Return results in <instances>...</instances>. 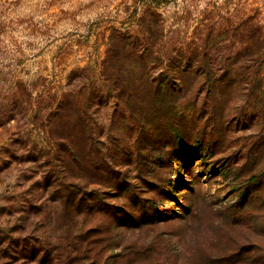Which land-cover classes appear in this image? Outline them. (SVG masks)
<instances>
[{
    "label": "rangeland",
    "instance_id": "374dc122",
    "mask_svg": "<svg viewBox=\"0 0 264 264\" xmlns=\"http://www.w3.org/2000/svg\"><path fill=\"white\" fill-rule=\"evenodd\" d=\"M245 19L264 31V0H0V115L23 102L0 118V227H33L4 240L44 217L59 264H264V121L251 86L202 74L230 71Z\"/></svg>",
    "mask_w": 264,
    "mask_h": 264
},
{
    "label": "trees",
    "instance_id": "16d2710c",
    "mask_svg": "<svg viewBox=\"0 0 264 264\" xmlns=\"http://www.w3.org/2000/svg\"><path fill=\"white\" fill-rule=\"evenodd\" d=\"M149 17H151V19L149 20V22H147V24H145L144 29L142 28L141 32L139 31L135 34V44L132 45L133 41L130 44L135 53H137L141 57L151 54L152 41L155 40V35L158 30H160V27L157 24V15H155L154 13H150ZM237 30V35L239 37V46L237 48L236 58H234L235 62H230L227 65V70L230 71L225 70L222 74H220V76L217 75L216 78H214V74H211L213 72H210V70L207 69L209 65L204 62V68H206L207 66L208 67L202 72V74L204 75L203 82L211 83L213 85L217 83L219 86L230 85L233 82L237 83L238 85L251 86V88L247 90V93L244 95V97L245 99L250 100L253 103L252 108L255 110L256 115H258L259 118L264 121V31L261 25L249 19H245L244 21H242L237 27ZM138 34H140L141 36H138ZM117 38H120V40L131 39L129 34L122 33L121 35L117 36ZM212 40L214 39L210 38V36L206 37L204 40H201L200 45L189 54H196L197 56L202 54V56L205 57L204 47L207 46L211 51L212 47L208 45ZM138 44L141 47L140 49H137ZM108 49H110V47ZM110 50H112V46ZM197 62L200 64L199 61ZM236 64V69H231ZM181 67L188 68L187 62L181 65ZM157 79V77H154L151 82L156 83L158 81ZM134 81L139 80L136 78ZM157 83H160V85L162 84L161 81H158ZM71 91L72 90H68V92ZM124 91H127L126 87H122V91L120 92ZM161 91H164L165 93L170 92L168 88L165 90H160V92ZM70 95V93L66 94L64 95V98H68L70 97ZM11 96L12 100L7 99L6 107L3 113H1L0 115V118L5 119V121L13 120L15 117L13 115V112L18 109L19 106L23 103L20 97L21 93L18 94V91H14ZM125 109L128 111V106ZM176 109L177 107H175V110ZM84 113H86V110L74 113L76 114V120L80 119L81 125L83 124V122H86L88 118L85 117ZM49 114L51 116L52 111H50ZM81 114L83 118L81 117ZM166 117L168 121L171 119V117H169V114ZM173 132L175 133V137L179 139L181 134L178 128H174ZM24 212H28V210H24ZM39 221L44 223L40 231L39 229L35 228L37 233H41V235L44 237L40 240L38 237L35 240H32L28 239L26 236H23L21 239L8 236V238L4 240L5 235L3 236V234H5L6 232L10 233V235H12V233H17L18 231L26 233L28 229L30 232H32L33 227L28 226V228H23V230H12L11 228H9V226H6V229L0 227V260L6 257H17L16 260H21L22 264H28L29 262H33L34 264H51L52 262L54 264H59L60 258L55 252L56 248H54V242L51 240L49 234H45V232L43 231L44 228H47V225L44 222V217H41ZM30 240H32L33 243ZM15 262V260H13V262L8 260L7 263L6 261H3L0 262V264H14Z\"/></svg>",
    "mask_w": 264,
    "mask_h": 264
}]
</instances>
